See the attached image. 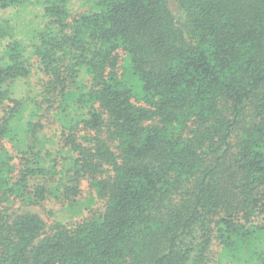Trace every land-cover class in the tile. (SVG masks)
<instances>
[{
  "label": "trees",
  "instance_id": "trees-1",
  "mask_svg": "<svg viewBox=\"0 0 264 264\" xmlns=\"http://www.w3.org/2000/svg\"><path fill=\"white\" fill-rule=\"evenodd\" d=\"M0 11V264H207L240 240L233 263L264 264V0ZM83 182L97 206L50 232L11 206L76 209Z\"/></svg>",
  "mask_w": 264,
  "mask_h": 264
},
{
  "label": "rangeland",
  "instance_id": "rangeland-1",
  "mask_svg": "<svg viewBox=\"0 0 264 264\" xmlns=\"http://www.w3.org/2000/svg\"><path fill=\"white\" fill-rule=\"evenodd\" d=\"M3 11H0V17ZM4 17V14H2ZM6 16L14 23L19 25L21 31L25 32L28 30L27 26V17H30L31 15L28 14L26 11H19V10H9L6 11ZM9 105L7 101L3 102V104H0V119L2 118L4 114L5 107ZM52 133L51 128H46L44 135L47 137H50ZM7 149L10 152H13L12 146L9 143H5ZM17 162V160H15ZM81 198L79 201L80 207H75L76 209L69 208V206L65 205L60 200L57 199H47L46 201H43L40 204H33L28 203L26 201H22L20 199H16L14 202L13 208L14 209H30L34 212H36L46 223V232L51 231V227L56 221L61 222H69L75 218H79L82 215L87 214L88 210L90 208H95L97 205V200L94 199L92 201L91 199V193L92 190L88 186L86 182L82 183L81 186ZM90 201L89 209L84 208V205L87 204L86 201ZM260 225L264 223L263 220L257 221ZM249 243V241H235L231 248H225L221 246L218 242H214L211 248V255L210 260L207 262V264H234L236 263L235 260L239 257L238 255L242 254L244 251V248ZM264 247V244L262 245V249ZM236 255V256H235ZM234 262V263H233Z\"/></svg>",
  "mask_w": 264,
  "mask_h": 264
}]
</instances>
